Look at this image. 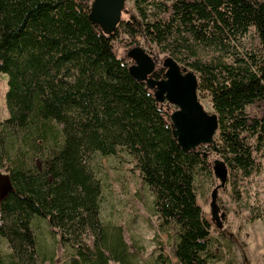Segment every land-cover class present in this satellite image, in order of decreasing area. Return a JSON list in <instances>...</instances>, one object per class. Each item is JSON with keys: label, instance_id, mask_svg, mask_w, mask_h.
<instances>
[{"label": "trees", "instance_id": "trees-1", "mask_svg": "<svg viewBox=\"0 0 264 264\" xmlns=\"http://www.w3.org/2000/svg\"><path fill=\"white\" fill-rule=\"evenodd\" d=\"M132 1L130 19L108 36L90 19L93 0H0L10 115L0 122V170L12 186L1 203L0 242L10 252L0 249V264H44L65 246L68 264H135L124 228L103 220L106 186L93 166L96 155L122 154L152 192L160 232L175 236L176 264H222L196 185L207 154L180 147L171 105L131 76L115 42L142 39L197 73L219 119L203 148L224 159L241 201L263 170L264 0Z\"/></svg>", "mask_w": 264, "mask_h": 264}, {"label": "rangeland", "instance_id": "rangeland-1", "mask_svg": "<svg viewBox=\"0 0 264 264\" xmlns=\"http://www.w3.org/2000/svg\"><path fill=\"white\" fill-rule=\"evenodd\" d=\"M153 1L161 3L168 0ZM125 10L127 13H123L122 19L129 20V12L135 11L132 0L126 2ZM247 41L243 46H237V52L241 54L245 52L244 45ZM136 47H141L155 59L158 63L157 73L160 72L163 62L171 57L155 44H147L142 39L139 43H132L127 35H123L115 42V53L119 58L133 64L128 53ZM212 55V52L201 53V56L207 59H211ZM184 57H189V54ZM190 58L186 60L189 61ZM227 61L231 62V59L228 58ZM178 64L182 69L197 76L187 64L183 62ZM8 89V76L0 73V122L10 116L6 104ZM199 98L205 110L213 114L214 109L208 94L199 92ZM176 109L171 106L170 113ZM197 152L207 154L208 161L207 170L200 171L197 178L199 204L204 216L211 223V234L215 244L224 255L222 264H264V159L262 173L245 183L243 200L238 201L229 184L230 174L225 187L218 189L220 181L214 175L213 165L218 160L225 163L224 159L214 152L205 151L203 146L198 148ZM93 166L106 186L102 205L103 220L105 223L124 228L130 250L136 255L135 264H161L160 257L163 256L172 264H176L173 255L176 246L175 236L172 232L168 234L160 232L159 220L154 212L152 192L141 182L139 172L130 158L126 154H122L120 158L96 155ZM11 188L9 175L4 170H0V210L2 200ZM255 215H260V218H256ZM41 220L47 227L41 228L38 233L43 234L45 238L47 235L50 237L51 228L48 222ZM43 231H46L47 235ZM46 240L42 245L51 255L55 247L50 242V238L47 237ZM0 249L2 253L10 252L5 241L0 242ZM54 256L55 260H48L44 264H68L71 261L72 251L65 246Z\"/></svg>", "mask_w": 264, "mask_h": 264}, {"label": "water", "instance_id": "water-1", "mask_svg": "<svg viewBox=\"0 0 264 264\" xmlns=\"http://www.w3.org/2000/svg\"><path fill=\"white\" fill-rule=\"evenodd\" d=\"M126 2L93 0L91 21L99 26L104 34L112 35L122 19ZM128 57L133 61L129 66L131 76L146 83L154 92L158 103L168 102L177 108L170 118L174 126V136L180 147L186 152H192L213 144L219 128V119L216 114L207 112L201 103L198 77L182 69L172 58H167L157 73L158 63L141 47L131 49ZM213 171L216 179L220 181L218 189H223L229 178L228 167L218 160L213 165ZM216 193L217 190L215 195Z\"/></svg>", "mask_w": 264, "mask_h": 264}]
</instances>
